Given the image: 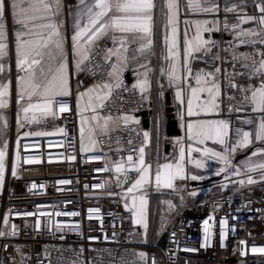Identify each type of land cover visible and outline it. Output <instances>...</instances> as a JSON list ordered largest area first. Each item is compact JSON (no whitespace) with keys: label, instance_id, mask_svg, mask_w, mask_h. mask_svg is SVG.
<instances>
[{"label":"built area","instance_id":"built-area-1","mask_svg":"<svg viewBox=\"0 0 264 264\" xmlns=\"http://www.w3.org/2000/svg\"><path fill=\"white\" fill-rule=\"evenodd\" d=\"M197 2L202 8L219 5V11H193L188 8V0H180V22L182 25L191 17H207L211 23L219 24L215 47L207 56L201 54L200 61L205 72L221 69L216 75L222 89L221 118L230 124L228 144L235 145L236 130L253 132L264 113L252 111L250 105L236 111L241 108L243 94L238 88L229 87V78L239 88H247L259 86L264 77H250V69L242 64H250L251 60L233 57L243 54L259 61L258 52L264 51V44L242 42L245 37L237 39L240 29L234 32L231 26L240 24V13L226 12L225 8L259 10L257 5L264 0ZM109 47L108 41L98 42L94 54L82 66V85L108 80L112 63L103 59V50ZM128 74L129 70L100 112L113 117L137 115L139 124H123L117 131L100 137L97 151L80 149L74 95L57 98V116L48 122V127L56 131L54 134L19 141V174L14 190L8 186L1 199L2 215L7 216L9 226L0 236V264H264V254L251 251L253 247H264V181L218 194H204L190 182L175 181L171 194L183 199L184 204L168 223L165 241L162 236L150 242L137 240L141 228L125 208V191L137 173L129 171L128 183L120 188L112 189L109 181L111 165L126 160L128 155L137 158L145 141V118L141 114L147 112L149 118L153 110L144 94L131 86ZM61 102L70 110L59 112ZM247 120L252 123H245ZM30 157L39 162L27 163ZM105 167L109 171H104ZM57 211L62 214L39 215ZM10 225L16 226L15 234ZM139 253H144V260Z\"/></svg>","mask_w":264,"mask_h":264},{"label":"snow or ice","instance_id":"snow-or-ice-1","mask_svg":"<svg viewBox=\"0 0 264 264\" xmlns=\"http://www.w3.org/2000/svg\"><path fill=\"white\" fill-rule=\"evenodd\" d=\"M80 11L77 13L74 22L75 33L71 37L74 54L76 59V70L83 71L82 67L90 56L94 54L97 48L98 41L104 38L111 39L114 47L103 50V59L107 62L113 56L116 57V63L111 66L108 73L109 80L94 85L92 88L79 94V100L84 101L87 97V102L80 108L81 113L91 110L93 113L90 118L95 121V124L89 123V118L82 117L81 120V140L83 141L85 127L88 126L90 143L87 148L91 150L95 148L99 142L95 139V134L98 132L102 135H108L112 128L119 127L121 124L128 125L129 123L139 124V120L131 115H123L122 117H113L111 115L101 116L98 114V109H103L111 100L113 90L121 87L122 81L120 74L126 69L129 57L127 55V44L141 41L138 51L144 53L150 49L152 44L153 33V17L156 8L155 0H80ZM260 17L244 16L241 18V24L256 22L260 31L244 30L241 24L232 25L231 28L236 33V38L241 37H262L261 39H252L242 41L251 44H264V3L257 5ZM165 28L170 27L171 38L165 35V43L168 50V58L172 63L167 69V77L170 85H175L179 90L176 92V97L181 104L185 103L183 98V88L181 84L186 79L194 80L195 86L187 84L189 98L186 102V114L189 117L201 115H218L220 104L218 97L221 94L220 83L216 79V75L220 73L219 67L215 68L214 72L198 71L193 73L189 66L195 57V53H201L207 56L215 43L204 37V33L211 31H219L216 26L217 22H213V27H209L208 21L194 23V32L190 38L185 40V51L183 61L181 60L180 45L178 40V23L180 13V0H166L165 3ZM188 8L190 10H202L205 13H215L219 11V5L211 8H202L197 0H188ZM62 9V0H0V75L5 71V57L8 55L7 40V17L9 13L13 23L17 26L15 31V52L17 57V66L23 71L24 75L19 78L18 101L21 102V111L24 114L23 119L27 122L34 123L46 119L51 116L55 118L57 112L54 105L57 104V97H65L71 95L70 77L68 63L65 53V36L61 31V22L57 19ZM226 12H237V8H225ZM86 18V23H84ZM188 22L185 21V24ZM225 29L229 27L227 22L224 24ZM119 34V35H117ZM187 37V31H185ZM119 44V47H115ZM261 56L259 61H256L250 56L241 54L240 57L234 55V60L249 61L251 63H243L242 66L250 69V77H264V51H259ZM218 56H213V59H218ZM233 76L239 73H233ZM229 78V87L238 88L243 94L241 101L242 110L245 105H250L252 111L264 113V79L261 80L259 86H250L247 88H239V85L231 82ZM134 88H138L141 95L147 91L148 81L147 74H143L142 79ZM206 94V95H205ZM10 97V81L0 82V109L8 106V98ZM203 97V99H202ZM27 100V104L23 102ZM195 102V103H194ZM195 109V110H194ZM66 103H59V112L69 111ZM32 113L31 116L28 114ZM39 113V115H37ZM184 119V114L180 116ZM251 124V120L245 121ZM7 122L5 121V126ZM63 132V129H60ZM135 131V129H133ZM188 138L194 140L198 144H204L211 140L213 143L225 145V152H217L212 149H204V155L209 158H215L223 164L230 165L229 155L237 148H247L253 145L254 141L264 142V117H262L256 126L255 132L236 130L237 140L235 145L228 144L230 138V124L225 120H197L186 125ZM3 129H0V133ZM50 132L37 131L29 133V135L45 136L52 135ZM139 134V133H138ZM144 140L149 139V133L143 132ZM132 143L131 139L128 141ZM17 143L16 163L20 162L19 141ZM179 146L178 163H165L157 166L154 176L151 175L152 165L146 164L144 159V147L138 149L139 156L134 161L132 155L126 157V164L120 161L114 164L115 172L123 175L117 176V183L122 185L128 183L129 171H135L137 178L128 187V193H135L144 189L145 185H154L159 190L161 188L171 189L174 187V180L179 177L185 178L184 160L185 148L180 141H177ZM7 143L0 147V190L3 189L5 177V157ZM191 151L200 152V148H192ZM254 155H264V149H260L253 153ZM74 159V157H72ZM27 163H38V158L30 157ZM197 167L204 165L200 161L195 162ZM109 171L108 167L103 169ZM221 169L220 171H225ZM249 172L261 170L264 171V163L253 164L249 162L247 166ZM16 176L15 171L12 172ZM198 177L193 175L191 179L195 180ZM61 183H71L70 181H61ZM243 185L245 181L241 180ZM248 184H254L256 181L252 178L247 180ZM36 184H32L35 188ZM196 193H192L195 195ZM127 200V197H125ZM135 195L131 198V203H125V208L135 217V223L143 225L147 229L146 222V205L147 200L143 195L139 197V205L137 204ZM171 207V205H170ZM62 213H40L39 215L59 216ZM32 215V214H29ZM78 215V213H71ZM227 225V221L224 222ZM3 224L9 226L7 218L3 220ZM12 233L15 234L16 226L10 225ZM209 229L206 227L205 232ZM4 233L0 232V236ZM243 243V242H242ZM186 251L189 249H185ZM19 251V249H18ZM253 253L259 252L264 254V247L251 249ZM141 260L145 259L144 253H139Z\"/></svg>","mask_w":264,"mask_h":264},{"label":"crops","instance_id":"crops-1","mask_svg":"<svg viewBox=\"0 0 264 264\" xmlns=\"http://www.w3.org/2000/svg\"><path fill=\"white\" fill-rule=\"evenodd\" d=\"M156 8L154 10L153 17V33H152V44L150 49L146 50L144 53H140L138 51L141 41H136L135 43L127 44V55L129 57L128 64L125 70H123L120 74V79L122 80L123 75L129 70V80L131 86L138 84L143 77V74H147L148 88L144 93L145 98L152 104L153 110H150L149 113V127L145 128V131L149 133V139L144 141V144L141 147H144V159L146 164L152 165L151 175L154 176L155 170L157 166L163 165L165 163H178V154H179V146L177 145V141H180L185 148V160H184V171L185 178L180 179L177 177L174 180V187L171 189L161 188L157 190L154 185H145L144 189L141 191H137L135 193H128L125 191V196L132 197L135 195L136 197H140L141 195L147 200L146 205V222L147 229L143 227V225H139L141 228V232L139 233L138 241L141 242H150V240H155L158 236L155 233V229L153 228L151 222V205L153 201V197L162 193H169L175 188V181H184L190 182L192 186H195L196 190L202 192L204 194H218V193H228L231 191H235L241 187L252 186L257 183L264 181V171L256 170L249 172L247 170V166L249 162L256 163H264V155H254L253 153L257 152L260 149H264V142L254 141L253 145L247 148H237V150L233 153H226L229 155L230 165H225L222 162L217 161L215 158H209L204 155V149H212L217 152H225V145H220L213 143L211 140L206 141L204 144H198L194 140L188 138V133L186 131V125L191 122H195L197 120H223L221 118L222 112V89L221 94L218 97V103L220 104V110L218 115H201V116H192L189 117L186 114L187 107L186 102L189 98V93L187 89V84H192L195 86L194 80L186 79L184 83L181 84L183 88V98L185 100L184 104H181L180 101L176 97V92L179 90L175 85H170L167 77V69L171 65L172 61L168 58V50L165 43V35L169 36V43L171 38L170 27L165 28L167 23L165 16V3L166 0H155ZM83 7L80 5V0H62V9L60 15L57 19L61 22V31L65 36V53L66 60L68 63L69 77H70V87H71V95H74L75 101V109L77 115V129L78 136L80 142V149L83 152H92L97 151L99 149L98 143L95 148L91 150L82 149V144L84 148H87L90 140H89V132L88 126L84 125L85 133L83 141L81 140V120L82 117L89 118L90 124H95V121H91V117L93 113L91 110L85 111L81 113L80 108L87 102V97L82 102L79 100V94L87 91L92 88L94 85L98 83H89L87 85H82V71H77L75 64L77 57L74 54L72 39L71 37L75 33L74 22L77 13L80 11V8ZM240 13V24L241 18L244 16H252V17H260L262 14L259 10L255 9H246L240 8L237 10ZM7 17V40L8 44V55L5 57L4 63L6 71L0 75V82L10 81V97L8 98V106L6 108L0 109V129H3V132L0 133V147L3 146L4 143H7V155L5 157V177L3 189L0 190V232H4L6 229V225L3 224V220L7 218L4 214L2 215V197L7 189L10 187V190H14L15 180L18 177V166L16 163V152H17V141H20L24 138H36V137H47L45 136H36L29 135V133H35L37 131L50 132L55 133L56 131L51 130L48 127V122L53 120V117L49 116L46 119L40 120L39 122L30 123L23 119L24 114L21 111V102L18 101V92H19V78L24 75L23 71L17 66V57L15 52V31L17 26L13 23L10 15L6 12ZM185 21L188 23L185 24ZM181 25L180 22V13H179V23L178 27V40L180 45L181 52V60L184 58L185 51V40L190 38L194 32V23L196 21L204 22L208 21V26L213 27V23L207 17H191L186 19ZM84 23H86V18H84ZM218 28L219 24L216 23ZM244 30H255L260 31V28L256 22H249L241 24ZM185 31H187V37L185 36ZM217 31H211L204 33V37L210 39L211 41H215ZM119 35V34H117ZM262 37H245V40L252 39H261ZM100 41H108L110 44L109 48L114 47L111 39L104 38ZM115 47H119V44H116ZM195 59H193L190 63V67L193 73L198 71H203L201 68V53L194 54ZM109 61H111L112 65L116 63V57L113 56ZM205 72V71H203ZM217 79V78H216ZM109 80V78H108ZM107 80V81H108ZM106 81V82H107ZM218 81V79H217ZM219 82V81H218ZM221 86V85H220ZM138 89V88H136ZM115 90V89H114ZM113 90V92H114ZM139 90V89H138ZM206 95V94H205ZM70 96V95H69ZM58 98V97H57ZM203 99V97H202ZM27 100L23 103L27 104ZM195 103V102H194ZM101 109H98V114L101 116ZM195 110V109H194ZM255 112V111H254ZM169 113H173L175 115V119L178 122V129L180 131L177 135H168L167 134V124H168V115ZM184 114V119L181 120V114ZM260 113V112H256ZM29 116L32 113L28 114ZM39 115V113H37ZM131 115L137 118L140 121V117L137 115ZM115 118V117H114ZM5 121L7 122L5 126ZM260 119H257L254 125V131L256 130V126L258 125ZM123 124L119 127L112 128L108 134H111L117 131ZM60 132V131H58ZM104 135L100 133L95 134V139L99 141V138ZM234 146V145H233ZM192 148H200V152L191 151ZM139 156V153H138ZM137 156V158H138ZM136 159H134L135 161ZM125 164L126 160H123ZM196 161H200L204 166L197 167ZM213 163H218V166ZM226 169L225 171H220L221 169ZM110 187L120 188L122 185L117 183V176L120 175V178L123 179V175L117 174L115 172L114 165L110 166ZM15 171L17 173L16 176L12 175V172ZM195 175L198 178L193 180L191 177ZM252 178L256 181L254 184H248L247 180ZM243 180L245 183L242 185L240 181ZM153 190L152 193L150 190Z\"/></svg>","mask_w":264,"mask_h":264},{"label":"rangeland","instance_id":"rangeland-1","mask_svg":"<svg viewBox=\"0 0 264 264\" xmlns=\"http://www.w3.org/2000/svg\"><path fill=\"white\" fill-rule=\"evenodd\" d=\"M125 197H127V200L125 199V203L130 204L132 197L130 196H125ZM137 204L139 205V198L137 199ZM183 204H184L183 199L169 193H162L157 196L155 195L153 197V201L150 209L151 222L153 225L152 229H155V233L158 237L162 236L168 223L173 218V216L178 212L180 207H182Z\"/></svg>","mask_w":264,"mask_h":264},{"label":"water","instance_id":"water-1","mask_svg":"<svg viewBox=\"0 0 264 264\" xmlns=\"http://www.w3.org/2000/svg\"><path fill=\"white\" fill-rule=\"evenodd\" d=\"M142 117H144V121H143V125L145 128L149 127V118H148V113L144 112L141 114ZM168 124H167V134L168 135H177L180 133L179 129H178V122L175 119V115L174 114H170L168 115ZM166 239V233H163L162 235V242H164Z\"/></svg>","mask_w":264,"mask_h":264}]
</instances>
